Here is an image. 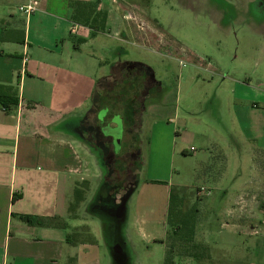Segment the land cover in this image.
Here are the masks:
<instances>
[{"label": "rangeland", "instance_id": "obj_1", "mask_svg": "<svg viewBox=\"0 0 264 264\" xmlns=\"http://www.w3.org/2000/svg\"><path fill=\"white\" fill-rule=\"evenodd\" d=\"M102 5L115 11L116 21L110 35L106 31L98 36L107 44L98 57L106 73L114 70L127 78L111 94L97 91L98 119L114 122L130 104H136L143 115L133 139L122 137L118 130L113 134L119 145L123 141L119 160L128 154L130 141L131 151L138 154V184L127 202L123 264H264V237L258 238V249L251 254L247 248L254 242L251 238L227 235L221 222L210 230L207 190L209 153L218 156L217 144L224 146L223 139H231L229 153H234V139H243L233 113L232 92L240 88L235 82H247L264 91V0H117L116 4L104 0ZM18 6V0H0V19L7 18L10 9L16 12ZM127 14L132 18L126 20ZM160 124L161 134L153 137ZM82 137L90 138L85 132ZM192 147L195 153L183 154ZM244 147L246 151L248 147ZM87 148L89 180L71 194L68 225L72 235L78 233L82 240L99 229L102 264H112L109 247L116 241L114 234L121 221L93 206L98 196L110 191L109 186L104 190L99 186L104 179H116L118 172L113 169L117 163L106 169L99 147ZM151 181L182 188L189 206L197 205V249L193 252L200 255L198 261L173 256L166 262L169 248L177 245L176 254L183 245L167 236L166 198L161 194L165 188L151 186V192L139 196L141 184ZM77 191L84 201L71 212ZM166 201L168 206L169 199ZM163 233L166 245L156 243ZM142 235L157 237L148 240Z\"/></svg>", "mask_w": 264, "mask_h": 264}, {"label": "crops", "instance_id": "obj_2", "mask_svg": "<svg viewBox=\"0 0 264 264\" xmlns=\"http://www.w3.org/2000/svg\"><path fill=\"white\" fill-rule=\"evenodd\" d=\"M29 1L18 0V8ZM36 1L35 14L10 9L0 19V85L16 87L19 102L8 113L0 107V264H102L99 229L87 240L78 233L70 238L68 209L72 192L89 180V150L80 139L97 124V91L108 95L119 86L115 71L106 73L98 57L107 46L98 36L111 34L116 14L102 5L104 0ZM78 1L106 14L103 32L73 20ZM235 83L240 88L232 92L233 113L243 139H234V153H229L231 139L217 144L222 158L209 153L208 226L212 231L221 222L227 235L251 238L247 248L253 254L264 237V91ZM161 131L160 124L153 137ZM162 182L167 185L141 184L139 196L158 185L165 188L163 199H169L173 185ZM21 216L59 217L67 228L32 227Z\"/></svg>", "mask_w": 264, "mask_h": 264}, {"label": "trees", "instance_id": "obj_3", "mask_svg": "<svg viewBox=\"0 0 264 264\" xmlns=\"http://www.w3.org/2000/svg\"><path fill=\"white\" fill-rule=\"evenodd\" d=\"M73 8L75 10L73 20L75 22L82 23L84 26H89L91 29H97L98 32H103L105 30L107 16L102 12L96 13L94 5L83 4L78 1L73 3ZM18 105V89L13 86L0 85V107L8 113ZM150 183L167 185V183L162 181H151ZM81 194L80 191L76 192L77 199L70 209L71 212H74L79 207V204L84 201ZM197 214V205L189 206L188 200L186 199L185 194H183V189L171 186L167 208V236L171 235L173 239H176L175 241H179L180 244L182 243L183 250L174 254L173 249L177 248V245L174 244L166 253V262H171L173 256L191 258L195 261L200 259V255L193 252V250L197 249L195 242L198 223ZM21 219L27 225L32 227L67 228V224L59 217L21 216ZM169 230L171 231L170 234ZM74 236L75 235L73 234L70 238H73ZM156 243L166 245V242L163 240L156 241Z\"/></svg>", "mask_w": 264, "mask_h": 264}, {"label": "flooded vegetation", "instance_id": "obj_4", "mask_svg": "<svg viewBox=\"0 0 264 264\" xmlns=\"http://www.w3.org/2000/svg\"><path fill=\"white\" fill-rule=\"evenodd\" d=\"M116 77L119 79V81H122L124 78H127V76L123 73L118 74ZM98 116L97 124L94 126L89 125L86 128L85 133H87L90 138L86 139L82 137V140L86 143L88 147H99V150H101L102 152V156H100L101 161L103 162V164L106 163V165L109 166H107L106 169L111 168L113 164L115 165L117 163V168L113 169V171L115 170V172H118L116 179L110 181L108 179H104L100 184L99 188L104 190L107 186H109L108 190L110 191L107 190L108 193H106L104 196H101L104 198L111 196L113 199L116 200L117 204H119L124 196H126L129 192L133 193L137 188V180L139 176L138 173H136V156L138 154L135 151H131V147L133 146L131 144L132 142L130 141V139H133V137H135L134 134L140 131L142 126L143 115L137 109L136 104H130L128 106V110L124 111L123 115L114 122L107 123V120L105 118L101 120L98 119ZM126 125L127 127L125 128ZM109 126L111 129L104 130ZM119 128L121 130L122 137H124V135L130 136V139H128L130 142L127 145V149L129 152L126 157L121 160H119L117 155L121 151L123 141L120 142L119 149L116 150L115 138L113 137L114 131ZM97 198L99 199L100 196H98ZM93 209H98L99 212L106 214L107 217H110L107 214L109 213L110 209L113 210L111 206L108 208L99 202H97L96 205L93 206ZM120 214V212H115L110 218L112 220H117Z\"/></svg>", "mask_w": 264, "mask_h": 264}, {"label": "water", "instance_id": "obj_5", "mask_svg": "<svg viewBox=\"0 0 264 264\" xmlns=\"http://www.w3.org/2000/svg\"><path fill=\"white\" fill-rule=\"evenodd\" d=\"M119 130V132L121 133L120 128L116 129ZM115 146H116V150L119 149V143L115 141ZM133 193L129 192L126 196H124L122 198V200L120 201L119 204H117L116 200L113 199L111 196H108L107 198H104L102 196H100V198L96 199V201L94 202L95 204L97 202L105 205V207H112L113 210L110 209L108 216L112 217L113 213L115 212H120V216H118V219H122L121 223H120V228L117 232H115V242L110 245L109 247V254L111 256V261L112 264H119V262H121L123 264V259H124V254H125V242H126V236H125V230L124 228H126V224H127V216H128V208H127V202L129 200V198L131 197ZM115 216V215H114ZM132 264V262H131Z\"/></svg>", "mask_w": 264, "mask_h": 264}, {"label": "built area", "instance_id": "obj_6", "mask_svg": "<svg viewBox=\"0 0 264 264\" xmlns=\"http://www.w3.org/2000/svg\"><path fill=\"white\" fill-rule=\"evenodd\" d=\"M98 1L101 2L103 0H98ZM38 9H39V2L36 0H32V1H29L27 4L20 6L18 8V11L22 13L23 15L29 17L35 14L38 11ZM125 17H126V20H129L132 18L131 14H127ZM191 151H195V149L191 148Z\"/></svg>", "mask_w": 264, "mask_h": 264}]
</instances>
